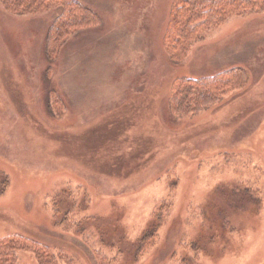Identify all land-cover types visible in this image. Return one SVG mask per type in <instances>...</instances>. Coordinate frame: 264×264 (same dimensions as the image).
Instances as JSON below:
<instances>
[{"label":"rangeland","instance_id":"obj_1","mask_svg":"<svg viewBox=\"0 0 264 264\" xmlns=\"http://www.w3.org/2000/svg\"><path fill=\"white\" fill-rule=\"evenodd\" d=\"M76 1L98 21L52 59L46 37L65 2L20 15L0 2V238L28 236L72 264H97L86 241L115 264H264V11L212 27L173 63L162 46L173 0ZM232 67L247 72L245 88L172 116L175 76ZM69 202L87 218L57 230L53 208ZM163 203L164 224L136 258Z\"/></svg>","mask_w":264,"mask_h":264},{"label":"trees","instance_id":"obj_2","mask_svg":"<svg viewBox=\"0 0 264 264\" xmlns=\"http://www.w3.org/2000/svg\"><path fill=\"white\" fill-rule=\"evenodd\" d=\"M64 1V9L55 18L46 37V54L54 58L59 48L69 38L84 29L95 26L98 17L89 8L76 0H1L6 11L13 14H39ZM264 11V0H173L168 14L162 46L170 61L182 63L191 53L193 44L201 40L212 28L222 24L233 16ZM249 77L244 68L232 67L214 75L193 78L175 76L168 92V105L172 116L190 118L218 105L248 84ZM88 196L84 195V200ZM73 202L65 208L54 206L53 227L61 231H77L83 219H77L73 213ZM78 206V205H77ZM168 207V208H167ZM166 203L156 210V224L136 241L135 257L146 254L164 224ZM83 236V232L81 234ZM97 264H115L102 248L90 245ZM29 251L38 264H72L71 257L58 249L52 251L44 243L22 234H11L0 238V264H17L16 252Z\"/></svg>","mask_w":264,"mask_h":264}]
</instances>
